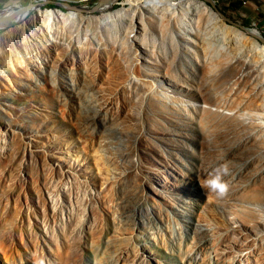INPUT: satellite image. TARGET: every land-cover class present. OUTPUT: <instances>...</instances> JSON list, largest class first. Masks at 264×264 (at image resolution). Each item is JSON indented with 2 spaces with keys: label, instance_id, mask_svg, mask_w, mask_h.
Returning a JSON list of instances; mask_svg holds the SVG:
<instances>
[{
  "label": "rangeland",
  "instance_id": "obj_1",
  "mask_svg": "<svg viewBox=\"0 0 264 264\" xmlns=\"http://www.w3.org/2000/svg\"><path fill=\"white\" fill-rule=\"evenodd\" d=\"M36 1L0 25V264H264V153L228 121L263 110L249 82L207 73L171 18L146 17V70L94 22L127 0H0V17ZM205 3L264 48V0ZM45 9L89 22L43 28Z\"/></svg>",
  "mask_w": 264,
  "mask_h": 264
},
{
  "label": "bare ground",
  "instance_id": "obj_2",
  "mask_svg": "<svg viewBox=\"0 0 264 264\" xmlns=\"http://www.w3.org/2000/svg\"><path fill=\"white\" fill-rule=\"evenodd\" d=\"M107 1L108 0H101L100 4L95 9L107 8L116 2V0ZM147 1L150 3L149 7H144V10L138 11V9H140L138 5L141 4L142 0H127L131 8H122L114 12L105 13L99 18H94V22L98 21L97 24L100 26L106 24L113 26L116 32L119 27L123 28L120 38L125 44H122L124 46L127 44L129 48H133L135 51L140 52V59L144 67L146 70H149L147 66H151L152 62L148 59V50L146 49L148 45L146 47V45L141 43L138 37L147 30L145 22L146 17H148L149 20L158 17L161 21H167L170 18L175 19L177 29L174 36L181 39L180 42L183 43L187 50L193 53L197 59L199 58L204 61L207 73H220L223 75L225 71H229L230 75H234L231 79L235 86L234 90L241 88L247 80L249 82V91L254 92L256 98L262 102L263 110L255 114L257 119L256 122L247 121L237 116L228 119V121L230 120L232 122L240 121V125L243 127L240 128V133L243 134L244 137L248 135V130L251 135L257 136L256 142L258 143H256L255 149H257V153L260 157L264 153L262 152L264 148V48L259 45L254 35L248 32H242L233 26L225 24L217 12L203 1L187 0L181 4L178 3L180 0ZM30 9L31 8L21 12L17 16V20L9 22V24L11 23L12 25L24 20ZM10 15V13L7 15L3 14V16L0 17V25H5L6 21L3 20L9 18ZM32 22H35V24L40 23L43 28L53 25L56 26L57 24L62 28H75V30L78 31L80 27L84 26V23L89 22V18L82 17L77 12L45 9L39 11L37 16L33 17ZM86 27L88 26H85V28ZM93 27L94 26H92V28ZM98 32L96 35H93L95 38L99 36ZM101 32L103 33V30L100 31V33ZM249 32L257 35L255 30H249ZM127 46L126 48H128ZM148 74L153 75L151 73ZM229 74L226 76V79H228ZM202 94L203 96L200 94L201 98L206 99L210 97L211 100L215 97L216 92L204 89ZM215 103L216 100H214V104ZM211 104H213V102L207 103V105ZM215 106L220 107L218 104H215ZM212 115L216 116V114H211V116ZM258 138L262 140L261 143H259Z\"/></svg>",
  "mask_w": 264,
  "mask_h": 264
},
{
  "label": "water",
  "instance_id": "obj_3",
  "mask_svg": "<svg viewBox=\"0 0 264 264\" xmlns=\"http://www.w3.org/2000/svg\"><path fill=\"white\" fill-rule=\"evenodd\" d=\"M59 1H86V0H59ZM205 1H206V2H209V0H205ZM37 4H38V2H33V3H31L29 6L24 7V10L29 9V8H31V7H33V6H35V5H37ZM93 9L96 10L95 7H94ZM24 10H23V11H24ZM21 11H22V10H16V11L11 10V11H10V14H11L10 17L7 18V19H5V20H3V21H6V24H8L13 18L17 17V16L21 13ZM217 14L220 15L225 21L230 22V23H233L234 25L239 26L238 24H236V23H234V22H232V21H230V20L224 18V17H223L218 11H217ZM3 23H5V22H3ZM239 27H240L241 29H244L246 32L250 33L251 35H254V36L257 37V35L252 34L251 32H249V30L243 28L242 26H239Z\"/></svg>",
  "mask_w": 264,
  "mask_h": 264
},
{
  "label": "clouds",
  "instance_id": "obj_4",
  "mask_svg": "<svg viewBox=\"0 0 264 264\" xmlns=\"http://www.w3.org/2000/svg\"><path fill=\"white\" fill-rule=\"evenodd\" d=\"M207 186L220 195H223L227 191V185L221 182V177L219 175L214 179L207 181Z\"/></svg>",
  "mask_w": 264,
  "mask_h": 264
},
{
  "label": "built area",
  "instance_id": "obj_5",
  "mask_svg": "<svg viewBox=\"0 0 264 264\" xmlns=\"http://www.w3.org/2000/svg\"><path fill=\"white\" fill-rule=\"evenodd\" d=\"M40 1H42V0H40ZM44 1H46V0H44ZM204 1H205V0H204ZM211 1L215 3L217 0H211ZM227 1H231V2H232V1H238V2L243 6V5H245V4L247 3L248 0H227ZM36 2H37V1H36ZM205 2H206V1H205ZM10 8H11V7H10ZM11 10H13V9H11Z\"/></svg>",
  "mask_w": 264,
  "mask_h": 264
}]
</instances>
